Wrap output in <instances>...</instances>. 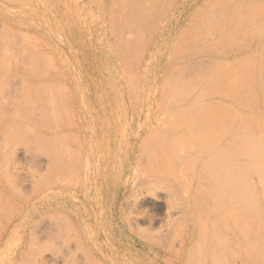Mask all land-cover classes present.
Segmentation results:
<instances>
[{
  "label": "rangeland",
  "instance_id": "374dc122",
  "mask_svg": "<svg viewBox=\"0 0 264 264\" xmlns=\"http://www.w3.org/2000/svg\"><path fill=\"white\" fill-rule=\"evenodd\" d=\"M27 1L0 0V33L6 34H0V264H219L217 260L216 263L211 262L212 258L206 260L202 253L198 256L200 250L206 252V244L202 245L203 248L198 247L201 244L193 248L198 250L194 252L199 257L195 256L196 262H191L193 256L184 260L192 244H182L183 238L178 233L182 235L186 226L174 232L187 212L186 201L190 194L187 186L189 167L182 159L187 154L184 141L187 142L191 134L196 135L194 130L204 126L203 122H206V135L210 141L213 140L212 135L219 131V120L237 121L239 136L244 144H255L252 151L256 152V173L245 188L252 194L248 202L255 210L256 239L251 242L256 245V250H263L264 82L260 81L263 80L262 70L264 72V69L261 70L264 66L261 64L264 63V5L255 11L258 17H254L259 20L248 23L252 27L250 32L257 33L254 32L253 37L246 34L247 39H244L245 34L241 36L240 30L232 27L235 23L232 25L230 22L228 26L216 23V28L215 23L206 25L204 7L200 3L187 7L186 2L191 3V0H111L106 3L100 0V6L97 5L100 1L96 0ZM140 2L142 5L149 2L151 6L142 7ZM153 6L157 7L156 10ZM197 7L198 13L189 15ZM134 8L141 14L136 13L139 15L135 18L137 20L132 18L133 14L135 17ZM129 10L134 12L129 13ZM190 19L192 22H189ZM237 26L244 28L241 23ZM113 29L118 35H113L116 33ZM233 32L236 34L232 37ZM131 33L134 38L137 35L134 40ZM179 33L181 39L177 45H181L183 53L178 52L180 46L177 50L173 47L180 38ZM248 40L257 49V56H253L256 65L250 60L254 68L258 66L256 77L250 75L248 82H189V75L202 76L210 72L207 68L211 65L218 69L206 56L211 42H217L216 49L231 52L237 50L235 45H248ZM7 47L9 52L5 49ZM139 51L143 53L140 55ZM6 52L10 55H3ZM128 53H133L132 56L140 61L131 56V59L128 58ZM176 53L177 59L192 56V62H198L191 64L192 68H184L189 75L180 68L182 80L184 77L187 81L189 79L188 82H183V85L182 82H175L182 88L184 83L199 85L194 90L190 88L193 92L187 94L195 99L194 94L201 96L193 104L198 112L194 110L190 119V113H172L174 109L169 107L168 98L163 97L162 86L168 84L163 81L173 77L176 70H170L172 76L166 77L160 74L161 68L176 64ZM39 56L41 62L47 58L41 63L38 62ZM34 62L42 66L36 68ZM129 62L132 66L128 65ZM47 65L55 68L49 70ZM30 67L36 69L29 71ZM27 71L32 72L30 76ZM41 71L44 74L42 72L41 75ZM219 72L218 69V75ZM136 74L139 78H135ZM58 82L64 84L63 89L66 87L67 90L61 89L59 84L57 87ZM160 83L164 84L161 86ZM202 85H206V89ZM16 99H19L20 107L14 101L12 104L11 101ZM52 106L54 112L50 111ZM201 106L206 107V115ZM38 108L42 112L43 109L49 111L43 116V113H38ZM29 110H34L31 117L35 116L38 120L35 117H28L29 121L27 116L23 118ZM20 113L24 114L23 117ZM42 124H50L51 133L31 139L30 133H36L43 127ZM23 125L33 131H27L25 127L23 130ZM227 127H230L229 124ZM9 130L14 134H10ZM216 146L210 144L206 147L209 154L206 160L212 164L214 151L218 149ZM15 157L18 175L11 170V160ZM3 161L7 166V175ZM257 252L261 255L260 251ZM260 255L257 254V257ZM261 256L256 258V261L262 259L256 264L264 261V255Z\"/></svg>",
  "mask_w": 264,
  "mask_h": 264
},
{
  "label": "bare ground",
  "instance_id": "6f19581e",
  "mask_svg": "<svg viewBox=\"0 0 264 264\" xmlns=\"http://www.w3.org/2000/svg\"><path fill=\"white\" fill-rule=\"evenodd\" d=\"M12 1V0H11ZM27 0H25L26 2ZM29 1V0H28ZM27 1V2H28ZM96 1H100V0H96ZM105 3L108 2V1H111V0H103ZM131 1V0H130ZM134 1V0H132ZM141 1H144V0H141ZM153 1V0H152ZM212 1H218V0H191V3H187L186 2V5L187 7L188 6H192L193 4H201L202 5V8L204 7V17L203 18H206L209 20L206 19V25L209 23V24H213V23H223L224 25H235L232 26L233 28H236V29H239L240 30V34L241 36L244 35V39L247 37V35L250 37H253L254 35V32L256 31H253V33L250 32V30L252 29V27H249L248 26V23L250 24L251 21L252 23L254 22L253 20H256L258 18H255L254 16H257V14H255L256 12L255 11H258L263 5H264V0H219V2H212ZM93 2V1H92ZM103 2V3H104ZM127 2V1H125ZM138 2V0H137ZM150 2V1H149ZM148 2V3H149ZM154 2V1H153ZM31 3V2H29ZM102 2L100 1L99 3H97L98 6L102 5L101 4ZM104 3V4H105ZM112 3V2H110ZM147 3V4H148ZM157 3V2H155ZM207 3V4H206ZM211 3L213 5H211ZM216 3V4H215ZM94 4V3H93ZM127 4V3H126ZM129 4V2H128ZM132 4V3H131ZM141 4V2H140ZM146 4V2H145ZM146 4V5H147ZM18 5V4H17ZM27 5V4H26ZM31 5V4H30ZM130 5V4H129ZM144 5V4H143ZM141 4L142 7L146 6L144 5L143 6ZM151 6V4H148ZM156 5V4H155ZM185 5V4H184ZM200 5V6H201ZM158 6V5H157ZM199 6V9H201ZM210 6L211 8L209 9ZM20 7V6H19ZM140 7V5L138 6ZM140 7V8H142ZM154 7V6H153ZM194 7V6H193ZM206 7V9H205ZM100 8V9H99ZM97 9L101 10V7H99ZM146 8H148V6H146ZM145 8V9H146ZM155 8V7H154ZM157 8V7H156ZM155 8V10H156ZM108 9V8H107ZM115 9V8H114ZM135 9V8H134ZM137 9V8H136ZM135 9V10H136ZM152 9V8H151ZM198 7L197 9L195 8L194 10L192 9V11L190 12L189 15H195L198 13ZM133 10V8H132ZM138 10V9H137ZM137 10L135 11V17H134V14L132 15L133 19L136 18V16H139L141 14L140 11L137 12ZM141 10V9H140ZM143 10V8H142ZM141 10V11H142ZM147 10V9H146ZM145 10V12H146ZM33 11V10H32ZM130 11V10H129ZM144 11V10H143ZM151 11V10H150ZM71 12V11H70ZM134 11H130L129 13H132ZM148 12V11H147ZM153 12V10H152ZM128 13V14H129ZM136 13H138L139 15H136ZM143 13V12H141ZM150 12H148L149 14ZM36 14V13H35ZM144 14V13H143ZM226 14V15H224ZM254 14V15H253ZM103 15V14H102ZM111 15V14H110ZM121 14L119 13V16ZM130 15V16H131ZM147 15V13L145 14ZM142 16L143 17H145ZM118 16V17H119ZM128 16V15H127ZM129 16V17H130ZM149 16V15H148ZM147 16V19H148V22L150 21ZM219 16V17H218ZM101 18V16H99ZM141 17V16H140ZM192 18V16H190ZM189 17V18H190ZM217 17V20L215 19ZM225 17V20L223 19ZM3 18V17H2ZM195 18V17H194ZM193 18V19H194ZM221 18V20H220ZM4 19V18H3ZM110 19V18H109ZM115 19V18H114ZM119 19V18H118ZM132 19V20H133ZM187 19V18H186ZM218 19H219V22H218ZM224 22L227 20V22ZM5 20V19H4ZM15 20V19H14ZM129 20H131L129 18ZM131 20V21H132ZM137 20V19H135ZM134 20V21H135ZM144 20V18L142 19ZM191 20V19H190ZM196 20V19H195ZM215 20V22H214ZM259 20V19H258ZM6 21V20H5ZM21 21V20H20ZM25 21V20H24ZM109 21V20H107ZM112 21V20H111ZM217 21V22H216ZM229 21V22H228ZM105 22V21H104ZM113 22V21H112ZM115 22V20H114ZM133 22V21H132ZM138 22V21H137ZM147 22V23H148ZM188 22V21H187ZM189 22H192L189 21ZM188 22V23H189ZM197 22V21H195ZM231 22V23H230ZM257 22V20L255 21V23ZM11 23V22H10ZM136 23V22H135ZM145 24V22H143ZM187 23V24H188ZM239 23H241L244 28H240L239 26H237ZM9 24V23H8ZM113 24V23H112ZM139 23H137L138 25ZM141 24V23H140ZM190 24V23H189ZM208 24V25H209ZM215 25V28L216 26L218 25ZM222 24V25H223ZM114 25V24H113ZM116 25V24H115ZM260 25V23H259ZM258 25V26H259ZM262 25H260L259 27H261ZM3 27V26H2ZM5 27V26H4ZM7 27V26H6ZM10 27V25H9ZM12 27V26H11ZM109 27L111 28V25H109ZM146 26H144L145 28ZM151 27V26H150ZM186 27V26H184ZM191 27V26H189ZM8 28V27H7ZM13 28V27H12ZM109 28V29H110ZM155 28V27H154ZM192 28V27H191ZM196 30H197V27H195ZM219 28V27H218ZM232 28V30H233ZM251 28V29H250ZM3 29V28H2ZM10 29V28H9ZM118 29V28H117ZM116 29V30H117ZM132 29V28H131ZM146 29V28H145ZM157 29V28H156ZM161 29V28H160ZM185 29V28H184ZM253 29L255 30V26H253ZM256 29H261V28H256ZM12 30V29H11ZM111 30V29H110ZM123 30V29H122ZM29 31V30H28ZM114 32H116L114 29H113ZM189 31V30H188ZM192 31V30H191ZM234 31V30H233ZM252 31V30H251ZM2 33L4 32L3 30L1 31ZM7 32V31H5ZM15 32V31H13ZM21 32V31H20ZM26 32V31H25ZM30 32V31H29ZM33 32V31H31ZM30 32V33H31ZM112 32V31H111ZM119 32V31H118ZM129 32V31H128ZM148 32V31H147ZM201 32V30H200ZM236 32V31H235ZM34 33V32H33ZM38 33V32H37ZM95 33V32H94ZM122 33V31H121ZM134 33V32H133ZM136 33V32H135ZM145 33V32H144ZM257 33V32H256ZM255 33V34H256ZM1 34V33H0ZM24 34V33H23ZM113 34V33H111ZM110 34V35H111ZM120 34V33H119ZM132 34V33H131ZM181 33H179V36L180 37L178 40H176V43H174V45L176 44L177 45V41H179L181 39V36H180ZM199 34V33H198ZM197 34V35H198ZM203 33H201L200 35H202ZM232 37L234 36V34L236 33H232ZM239 34V35H240ZM247 34V35H246ZM1 35H5L6 34H1ZM0 35V36H1ZM29 35V34H27ZM33 35V34H32ZM113 35H118L117 32ZM144 35V34H143ZM178 35V34H176ZM231 35V34H230ZM253 35V36H252ZM92 36V35H91ZM122 36V35H121ZM133 37V34L131 35ZM185 36V35H184ZM34 37V35H33ZM36 37V36H35ZM118 37V36H117ZM137 37V35H136ZM135 37V38H136ZM176 37V39L178 38ZM231 37V36H230ZM237 37V36H236ZM248 37V38H249ZM41 38V37H40ZM121 38V37H120ZM133 37L132 40L135 39ZM235 38V37H234ZM35 38H33L34 40ZM38 38H36L35 40H37ZM115 39V37L113 38ZM146 39V38H145ZM144 39V40H145ZM232 39V38H231ZM237 39V38H236ZM235 39V40H236ZM247 39V38H246ZM96 40V39H95ZM143 40V41H144ZM186 40V39H185ZM195 40V39H194ZM10 41V40H9ZM102 41V40H101ZM114 41V40H113ZM184 41V40H183ZM200 41V40H199ZM249 41V40H248ZM264 41V40H263ZM14 43V41H11ZM116 42V41H115ZM114 42V43H115ZM133 42V41H132ZM175 42V41H174ZM191 42V41H190ZM250 42V41H249ZM254 42V41H253ZM12 43V44H13ZM134 43V42H133ZM181 43V41H180ZM193 43V42H192ZM238 43V41H237ZM245 43V42H244ZM6 43H4V47H6L5 45ZM10 44V42H9ZM98 44V43H97ZM179 44V42H178ZM186 44V43H185ZM8 45V44H7ZM24 45V44H23ZM21 45V47L23 46ZM140 45V44H139ZM144 45V44H143ZM173 46L174 48H176V50L178 49V47L181 45H177V46ZM188 45V44H187ZM216 45H217V42L216 41H213L210 43V50L208 51L209 54H206V56H208V59L211 63L213 64H216L217 65V68L220 70L219 72V75L217 74L218 72V69H216V67H213V65L209 66V67H213L212 69H210L209 67L207 69L210 70V72H206V74L202 75V76H199V75H195V76H191L188 74V72H186L185 69H189V68H192L191 66L194 65L195 63L198 64L197 61H193L192 62V56H190V58H179L177 59V54L174 55L175 56V59H174V63L176 64H173L172 67H162L161 70L162 72L160 74H165L166 77H170L172 76L171 74V71L172 70H176V74H179L178 76L176 75H173V77H170L168 80H164L161 79V81L165 82H168L167 86H162L164 83H160L159 85L162 86L163 88V94L164 96L163 97H166L168 98V104L169 107H172V113H180V112H185L187 113H190L191 115L189 117V119L191 118L192 116V113H195L194 110L197 111V109H195L196 107L193 105L196 103L197 99H198V93L194 94L197 98L195 99L194 97H191L190 95L187 96V94L189 93V91L192 89L194 90L195 88L199 87L196 86L194 83L193 84H190L189 83H184V88H182V85H183V82H186L187 80L184 79L183 77V80H182V73L180 72L182 69L185 70V72L190 76V81L188 79V81L191 83V82H196V84L198 82H248V78L250 77V75L252 76H255L256 77V67L254 68V66H252V64L254 63V59H253V56L256 57L257 55V52H256V46L253 45L252 42L248 43V45H243V43H241L240 45H235V46H238L237 50L235 51L234 49L229 52V51H223V50H218L216 49ZM11 47V45H9ZM119 46V45H118ZM135 46V45H134ZM182 46L184 47L185 45L182 44ZM26 47V46H24ZM31 47V46H30ZM132 47V45H131ZM140 47V46H139ZM141 47H143L141 45ZM140 47V48H141ZM195 47V46H193ZM192 47V48H193ZM209 47V45H208ZM212 47V48H211ZM29 48V47H28ZM137 48V47H136ZM135 48V49H136ZM144 48V47H143ZM174 48H172L173 51H176L174 50ZM191 48V49H192ZM199 48V47H198ZM6 50L8 49L5 48ZM4 49V50H5ZM49 49V48H48ZM132 49V48H131ZM130 49V50H131ZM134 49V50H135ZM146 49V48H145ZM229 49V48H228ZM5 50V51H6ZM29 50V49H28ZM36 50V49H35ZM41 50V49H40ZM68 50V49H67ZM128 50V49H127ZM133 50V49H132ZM151 50V49H150ZM171 50V49H170ZM196 50H199V49H196ZM230 50V49H229ZM9 52V50H7ZM13 50H11L12 52ZM16 51V50H15ZM125 51V50H124ZM135 51H138V50H135ZM143 51V50H142ZM172 51V52H173ZM183 53L182 51H184L181 48H179L178 52ZM8 52H6V54L3 53V55H7ZM28 52V51H27ZM33 52V51H31ZM30 52V53H31ZM51 52V51H50ZM128 52V51H127ZM140 52V51H139ZM138 52V53H139ZM187 52V51H186ZM18 53V52H17ZM21 53V52H20ZM34 53V52H33ZM131 53V52H130ZM137 53V54H138ZM143 52H140V55L142 54ZM145 53V52H144ZM158 53V52H157ZM171 53V52H170ZM62 54V53H61ZM129 54V53H128ZM133 54V53H132ZM132 54L130 55L129 54V57L131 59V57H134L132 56ZM180 54V53H179ZM187 54V53H186ZM261 54V52H260ZM10 54H8L9 56ZM13 55V54H12ZM21 55H24V54H21ZM30 55V54H29ZM28 55V56H29ZM49 55V54H48ZM47 55V56H48ZM183 55V54H182ZM193 55V54H192ZM46 56V55H45ZM50 56V55H49ZM48 56V58H49ZM126 56H127V53H126ZM125 56V57H126ZM131 56V57H130ZM166 56V55H165ZM3 57V56H1ZM7 57V56H6ZM31 57V56H30ZM29 57V58H30ZM36 57V56H35ZM34 57V59H35ZM43 57V56H42ZM51 57V56H50ZM64 57V56H63ZM104 57V56H103ZM137 57V56H136ZM140 57V56H139ZM142 57V56H141ZM185 57V56H183ZM11 58V57H10ZM19 58V57H18ZM24 58V57H23ZM47 58V57H45ZM45 58H43V62L45 60ZM52 58V57H51ZM68 58V57H67ZM135 58V57H134ZM252 58V59H251ZM259 59V56L257 57ZM261 58V56H260ZM1 59V58H0ZM4 59H5V56H4ZM3 59V60H4ZM22 59V58H21ZM20 59V60H21ZM32 59V58H31ZM33 59V60H34ZM38 57L35 59L37 60ZM129 59V60H130ZM207 59V60H208ZM7 60H10V59H7ZM30 60V59H29ZM33 60L29 61V62H32ZM39 61L38 62H41L42 60L40 59V56H39ZM41 60V61H40ZM50 60V58H49ZM128 60V61H129ZM136 60V58H135ZM247 63H245L246 61ZM250 60H253V63L252 61ZM1 61V60H0ZM5 61V60H4ZM3 61V62H4ZM23 61H25L23 59ZM26 61L28 62V60L26 59ZM25 61V62H26ZM127 61V62H128ZM136 61H140L137 57V60ZM135 61V62H136ZM255 61H258V60H255ZM2 62V63H3ZM36 62V61H35ZM34 62V66L37 64H35ZM41 62V63H43ZM200 62V61H199ZM132 63V61H131ZM194 63V64H193ZM245 63V64H244ZM256 63V62H255ZM254 63V65H256ZM259 65H263L264 63H261V62H258ZM261 63V64H260ZM8 64V62L6 63ZM6 64L4 63V65L6 66ZM19 64V63H18ZM24 64V63H23ZM30 64V66L32 65ZM128 64V63H127ZM181 64V65H180ZM183 64V66H182ZM192 64V65H191ZM219 64V65H218ZM15 65V64H14ZM17 65V64H16ZM22 65V64H20ZM54 65V64H52ZM128 65H131L130 62ZM243 65H245L247 67L248 65V68L244 67ZM251 65V66H250ZM258 65V64H257ZM1 66L3 67V65L1 64ZM8 66H10L8 64ZM37 66H42V65H36L35 67L37 68ZM51 66V65H50ZM138 66V65H137ZM174 66H176L174 68ZM19 67H22V66H19ZM25 67V66H24ZM29 67V66H28ZM49 66L47 65V68ZM244 67V68H243ZM4 68V67H3ZM26 68V67H25ZM23 68V69H25ZM36 68H29V71L30 69H36ZM50 68H53L52 66L49 67V70ZM55 68V67H54ZM53 68V69H54ZM168 68H171V69H168ZM181 68V70H180ZM185 68V69H184ZM200 68V67H199ZM246 68V70H245ZM260 68V66H259ZM2 69V68H1ZM19 69V68H18ZM17 69V70H18ZM63 69V68H62ZM134 69H136V65L134 67ZM133 69V70H134ZM264 69V66L263 68H261V70ZM5 70V69H4ZM7 70V69H6ZM44 70V68L42 69ZM46 65H45V71H46ZM52 70V69H51ZM57 70V69H56ZM120 70V69H119ZM132 70V69H131ZM141 70V69H140ZM171 70V71H170ZM179 70V71H178ZM235 70V72H234ZM237 70V71H236ZM19 71V70H18ZM21 71V70H20ZM27 71L28 73V76L29 73H32V72H29ZM33 71V70H32ZM38 70H36L37 72ZM65 71V70H64ZM136 71V70H135ZM133 71V73L135 72ZM207 71V70H206ZM22 72V71H21ZM42 72L41 71V75H42ZM47 72V71H46ZM45 72V73H46ZM213 72H215L213 75H211ZM20 73V72H18ZM34 73V71H33ZM39 73V72H37ZM54 73V71H53ZM137 73V71L135 72ZM134 73V74H135ZM195 73V71H194ZM211 73V74H210ZM1 74V73H0ZM27 74L25 73V75L27 76ZM44 74V72H43ZM58 74V73H57ZM121 74V73H120ZM196 74V73H195ZM263 75V80L260 81V77L258 78L260 82H264V72L262 70V73ZM38 75V74H36ZM50 75H53L52 73ZM164 75V76H165ZM168 75V76H167ZM186 75V76H188ZM210 75V76H209ZM11 76V75H10ZM25 76V78H26ZM59 76V75H58ZM137 74L135 75V78H136ZM181 76V77H180ZM214 76L215 79H214ZM220 76V77H219ZM252 76V77H253ZM258 76V75H257ZM24 77V76H23ZM33 77V76H32ZM38 77V76H37ZM36 77V78H37ZM44 77V76H42ZM60 77V76H59ZM58 77V78H59ZM177 78V80L175 81V78ZM206 78V80L204 79H201V78ZM211 77V78H210ZM213 77V78H212ZM235 77V78H234ZM31 78V77H30ZM39 78V77H38ZM46 78V77H45ZM50 78L52 79L53 76H50ZM56 78V77H55ZM137 78H139V75L137 76ZM163 78V77H162ZM173 78V79H172ZM198 78V79H197ZM209 78V79H208ZM254 78V77H253ZM252 78V79H253ZM5 79V78H4ZM32 79V78H31ZM41 79H44V78H41ZM40 79V80H41ZM62 79V78H61ZM123 79V78H122ZM165 79V77H164ZM197 79V80H196ZM201 80V81H198V80ZM213 79V80H211ZM250 79V78H249ZM20 80V79H19ZM38 81V79H36ZM50 80V79H49ZM48 80V81H49ZM54 80V78H53ZM124 80V79H123ZM47 80H44L43 82H45ZM52 81V80H51ZM66 81V80H65ZM160 81V82H161ZM187 81V82H188ZM19 82V81H18ZM171 82V83H170ZM172 82H174V84H172ZM175 82H182V85H175ZM251 82V81H250ZM256 82V80H255ZM258 82V81H257ZM2 83V82H1ZM33 83H36V82H33ZM42 83V81H41ZM169 83L171 85H169ZM48 84V83H47ZM56 84V82H55ZM58 84L59 82L57 83V87H58ZM37 85V84H36ZM38 85H41V84H38ZM46 85V83H45ZM51 85V84H50ZM60 85L62 86L61 89H63V85L62 83L59 84V87ZM186 85V87H185ZM2 86H3V83H2ZM42 86V85H41ZM189 86V87H188ZM203 86V85H202ZM201 86V87H202ZM6 87V86H5ZM4 87V88H5ZM127 87V86H126ZM203 87H205L206 89V85H204ZM202 87V88H203ZM1 88V87H0ZM8 88V87H7ZM161 88V87H160ZM161 88V89H162ZM191 88V89H190ZM66 89V87L64 88ZM63 89V90H64ZM189 89V90H188ZM204 89V94H206V90ZM41 90V89H40ZM47 90H50L49 88ZM57 90V89H56ZM67 90V89H66ZM130 90V89H129ZM139 90V89H138ZM188 92H187V91ZM11 91V89H10ZM9 91V92H10ZM53 91V90H52ZM65 91V90H64ZM132 91V90H131ZM161 91V90H159ZM8 92V93H9ZM190 92H193V91H190ZM4 93V92H3ZM36 93V92H35ZM51 93V92H50ZM60 93V92H59ZM1 94H2V89H0V102H1ZM54 93H52V95H54ZM139 94V93H138ZM162 95V92L160 93ZM159 94V96H160ZM193 94V93H192ZM203 95V93H201ZM212 94V93H211ZM4 95H7V94H4ZM58 96V94H56ZM66 95V94H65ZM208 95V94H207ZM210 95V94H209ZM25 96V95H24ZM40 96V95H39ZM44 96V95H43ZM49 96V95H48ZM47 96V97H48ZM206 96V95H205ZM226 96V95H225ZM238 96V95H237ZM16 97V96H14ZM26 97V96H25ZM42 97V96H41ZM162 97V96H161ZM201 97V96H200ZM199 97V98H200ZM228 97V96H227ZM231 97H234V95H232ZM230 97V98H231ZM18 98V97H17ZM45 98V97H44ZM56 98V97H55ZM54 98V99H55ZM62 98V97H61ZM239 98V96H238ZM20 99V98H19ZM19 99H16L15 100H12V104H18L19 102ZM49 99V98H48ZM47 99V100H48ZM7 100L9 101V98H7ZM21 100V99H20ZM25 100V99H24ZM23 100V102H24ZM51 100V98H50ZM56 100V99H55ZM59 100V99H58ZM204 100V99H203ZM224 100V99H223ZM14 101V102H13ZM26 101V100H25ZM30 101V100H29ZM57 101V100H56ZM55 101V102H56ZM218 101V100H217ZM228 101V100H227ZM9 102V104L11 103ZM59 102V101H58ZM58 102H57V105H58ZM214 102V101H212ZM31 103V102H30ZM54 103V102H53ZM206 103V102H205ZM223 102H221L220 104H222ZM11 104V105H12ZM52 104V103H51ZM167 104V103H166ZM192 104V105H191ZM19 105V104H18ZM21 105V104H20ZM19 105V107H20ZM25 105V104H24ZM27 105V103H26ZM29 105V104H28ZM43 105V104H42ZM14 106V105H13ZM30 106V105H29ZM41 106V105H39ZM37 105V107H39ZM194 106V107H193ZM18 107V106H17ZM18 107V108H19ZM23 107V106H21ZM28 107V106H26ZM36 107V108H37ZM162 107V106H161ZM167 107V106H165ZM164 107V108H165ZM14 108V107H13ZM41 108V107H39ZM38 108V113L41 115L43 113V116L45 113H48L49 110H45L43 109V112L41 111V109L39 110ZM42 108H45V107H42ZM50 107V111H53ZM60 108V107H59ZM200 108H203L202 106ZM24 109H27L24 107ZM30 109V108H29ZM33 109V108H32ZM47 109V108H46ZM58 109V108H57ZM166 109V108H165ZM169 109V108H168ZM205 109V110H204ZM3 110V109H2ZM21 108H20V111L21 112ZM34 110L36 111L37 109L34 108ZM34 110H29L30 112H26L24 114H21L22 117L24 115L23 118H25L26 116V119L28 120V117H30L31 119L34 118V117H31V114L33 116V111ZM60 110V109H59ZM187 110V111H186ZM201 110V109H200ZM199 110V111H200ZM17 111V110H16ZM24 111V110H23ZM22 111V112H23ZM27 111V110H25ZM203 111L205 112L204 115H206V107L203 108ZM15 112V110H14ZM45 112V113H44ZM54 112V111H53ZM198 112V111H197ZM36 113V112H35ZM50 114H53L52 112H49ZM57 113V112H56ZM55 113V114H56ZM14 114V113H13ZM18 115V114H17ZM36 115V114H34ZM57 116V115H56ZM194 116V115H193ZM44 119L46 117H43ZM42 118V119H43ZM11 119V118H10ZM35 119H37L35 117ZM43 119V120H44ZM12 120V119H11ZM38 120V119H37ZM13 121V120H12ZM29 121V120H28ZM31 121V120H30ZM206 121V120H205ZM224 120H219L218 122V127H219V131H218V134L216 135H212V139L213 140H209V137L208 135H206V122H203V125L202 127H198L196 128L195 134H191L189 136V140L186 142L184 141V143L186 144H183L185 145V147L187 148V154L186 155H183L182 159L183 161L186 163V165L189 167V172H190V176H189V180H187V186H188V189H189V198H187V203H186V208H187V212H185L183 214V218L178 222V224L176 225V227L174 228V232L176 231V233L178 232L177 230L185 227L183 230V233L182 235L180 233H178V236H182L180 238H183L181 239L182 241V244H192L191 246H189L188 249L189 251L186 252L187 253V258H185L184 260L188 259L190 260L191 257V262L192 260L195 261V256H197L196 254L194 255V252H197L195 251L193 248H195V246H197L198 244L201 246H198V247H202L205 246L203 244H206V252H200V251H203V250H200L199 248V254L198 256L200 255L201 256V253L203 255V258L205 257L206 260H211V262H214L216 263V260L217 262H219V264H256L257 262L259 263L260 261H256L257 259L256 258H259L261 255H264V249L262 250V248L256 250V245L253 244L251 241L252 240H255L256 239V236H255V230H254V217H255V210L253 209V205H251L249 202H248V199L252 197V194L246 190V185L248 184V182L250 181V178L253 177L252 175L255 172V161H256V152L255 151H252V148L254 149L255 147V144L252 143V144H244V142L242 141L241 137L239 136V129H237V121L235 122V120L233 121H230V122H227L226 120L223 122ZM37 122V121H36ZM48 122V121H46ZM231 122H233L231 124ZM24 124H26L24 122ZM40 124V123H39ZM44 124V123H43ZM42 124V125H43ZM46 124V123H45ZM230 127H227L226 128V125H228ZM236 124V125H235ZM239 124V123H238ZM13 124H11L12 126ZM16 124H14L15 126ZM50 124L44 126L43 127H40L39 130L37 128L38 131H35L36 133H32L31 131H33V129L29 128L30 129V136L31 139L34 138L35 136H37L38 138L39 137H42V136H45L46 137V134L48 133H51L50 131V128L48 127ZM17 126V125H16ZM20 127V125H18ZM22 127V126H21ZM24 127L26 129V126L23 125L22 129L24 130ZM16 128V127H15ZM35 128V127H34ZM226 128V130H225ZM240 128V126H239ZM17 129V128H16ZM21 129V130H22ZM29 129L27 131H29ZM22 130V131H23ZM10 131V130H9ZM8 131V133H9ZM15 132V130H13ZM21 131V132H22ZM181 132V130H180ZM7 133V134H8ZM14 134L12 131H10V134ZM18 133V132H17ZM19 134V133H18ZM23 134V133H22ZM29 134V133H28ZM37 134V135H35ZM42 135V136H41ZM181 135V134H180ZM34 136V137H33ZM22 137V136H21ZM216 137V138H215ZM34 140V139H33ZM246 143V142H245ZM34 144V143H33ZM211 144V146H216L218 147V149L216 151H214V155H213V164L209 161V160H206V158L209 159V154L207 153V146L209 147ZM26 145V144H25ZM35 145V144H34ZM28 146V145H27ZM37 146V145H36ZM32 148V147H31ZM35 149H38L37 147H35ZM186 152V151H184ZM211 159V158H210ZM261 160V159H260ZM4 162V161H3ZM11 163H13L12 165V168L11 170L14 171V174L15 175H18L19 172L16 171V157L15 158H12L11 160ZM4 165H5V162H4ZM8 165V164H7ZM6 167V175H7V166L5 165ZM261 167V165H260ZM259 168V167H258ZM259 170V169H258ZM258 173V172H257ZM259 174V173H258ZM260 178V176H258ZM1 180V179H0ZM190 201H189V200ZM203 202V204L201 203ZM259 213V212H258ZM258 216V214H257ZM261 216V215H260ZM25 220V219H23ZM262 220V219H261ZM256 221V220H255ZM256 228V227H255ZM177 229V230H176ZM262 230V229H261ZM258 232V231H257ZM259 233V232H258ZM260 236V235H259ZM178 237V238H179ZM262 237V236H261ZM261 239V238H260ZM154 240H157V239H154ZM151 242V240H149ZM164 243V241H163ZM162 243V244H163ZM194 244V247H192ZM197 244V245H196ZM203 245V246H202ZM264 245V243H263ZM262 245V247H263ZM261 246V245H259ZM186 247V246H185ZM194 250V251H193ZM257 251H260L261 255L257 252ZM175 252V251H174ZM189 252H193L191 254H189ZM257 252V253H256ZM263 252V253H262ZM176 253V252H175ZM204 253V254H203ZM177 254V253H176ZM193 254V255H192ZM257 254L260 255L259 257H257ZM184 255V254H182ZM191 256V257H190ZM197 256V257H198ZM214 256H215V259H214ZM176 257V256H175ZM263 257V256H261ZM42 258V257H41ZM184 258V257H183ZM190 258V259H189ZM199 258V257H198ZM41 260V259H40ZM201 260V258L199 259V261ZM240 260V261H238ZM259 260V259H258ZM189 262V261H188ZM196 262V261H195ZM193 262V263H195ZM201 262V261H200ZM203 262H204V259H203ZM264 262V261H263ZM262 262V264H263ZM186 263V262H185ZM184 263V264H185ZM190 264V263H189ZM192 264V263H191ZM196 264H200L199 262L196 263ZM201 264H203L201 262ZM207 264V262H206ZM213 264V263H211Z\"/></svg>",
  "mask_w": 264,
  "mask_h": 264
}]
</instances>
